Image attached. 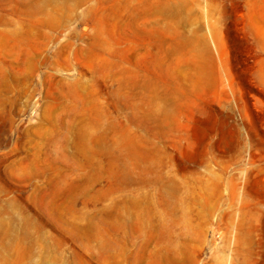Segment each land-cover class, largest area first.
<instances>
[{"label":"rangeland","instance_id":"1","mask_svg":"<svg viewBox=\"0 0 264 264\" xmlns=\"http://www.w3.org/2000/svg\"><path fill=\"white\" fill-rule=\"evenodd\" d=\"M0 264H264V0H0Z\"/></svg>","mask_w":264,"mask_h":264}]
</instances>
